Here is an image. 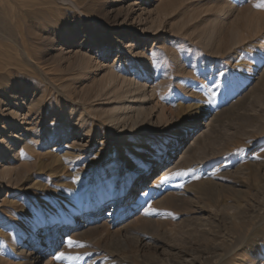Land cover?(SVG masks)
<instances>
[{"label": "rangeland", "instance_id": "obj_1", "mask_svg": "<svg viewBox=\"0 0 264 264\" xmlns=\"http://www.w3.org/2000/svg\"><path fill=\"white\" fill-rule=\"evenodd\" d=\"M259 3L2 0V35L10 41L0 39V150L13 135L22 141L13 162L21 179L1 186L0 264H149L154 258L161 264H264ZM138 55L160 65L144 117L155 124L134 132L128 123L108 132L102 123L107 100L90 96L107 72L127 77V63ZM160 108L167 125L156 121ZM202 110L210 127L188 131L187 120ZM13 115L17 125L10 123ZM82 117L88 122L78 129ZM65 128L67 137L54 141ZM175 132L187 133L184 143L196 135L199 141L187 158L179 157L180 143L171 152L173 169L151 184ZM142 142L146 150L138 149ZM139 170L149 171L145 193L138 191L146 185L138 187L114 209L124 175ZM193 188L204 193L201 200L194 201ZM91 197L100 211L83 218ZM149 205L154 211L146 215ZM108 211L113 216L106 219ZM239 212L243 225L255 215L254 227L241 249L224 256L219 242L231 237L228 217ZM132 215L149 221L147 229H123Z\"/></svg>", "mask_w": 264, "mask_h": 264}, {"label": "bare ground", "instance_id": "obj_2", "mask_svg": "<svg viewBox=\"0 0 264 264\" xmlns=\"http://www.w3.org/2000/svg\"><path fill=\"white\" fill-rule=\"evenodd\" d=\"M2 10H3L2 0H0V39L2 38V39H4L3 41H5V39H7V38H4V35H2V32H4V30H2V27H3L2 26L3 25ZM6 29H8V28H6ZM7 32H9V31H7ZM11 35H9V36H11ZM231 35H232L231 41L233 42V45H237L238 39H239L237 33L235 32V33H232ZM8 41H10V40H8ZM0 53H1V51H0ZM127 64H128L127 66H129V69L126 71L127 77L126 76L122 77L121 74H117V72H114L115 70L112 72H107L108 74H106L104 76V78L102 77L103 80H102V85L100 86V88H98V90H95L90 96L91 98H97L99 100H102V98H106L107 102H105V105L107 106V108L104 111V114H103L104 116L102 117V119H103L102 123L107 127L108 132L109 131L111 132L113 130H117L119 128H123L128 123L130 124L131 130L134 132H137L141 127H143V125L145 123L149 127L154 126V124H155V123L153 124L151 121H147V119H144V117H146L148 114V109L146 107V103L153 97V95L155 93V89L150 87V85L157 78V68L160 65L155 60H150L147 56H144V55L143 56L138 55V56L132 57V59L130 61H128ZM93 71H95V70H93ZM119 75H121V76H119ZM164 112L165 111L162 108H160L157 111V113L155 114V117H156L157 123L167 125L168 119H167V116ZM207 115H208V110H202V111L196 112L193 115H191V117L187 120V123H186V127H187L188 131L189 130L190 131L195 130V127H198V126L204 127V128L210 127V125L212 123V119H206ZM16 116L13 115L11 117L12 120L10 121V123L12 125L18 124L17 120H15ZM89 119H91V117ZM90 121H93V120L91 119ZM87 122H88V118L82 117L81 120H79V122H78L79 124H77L78 129H81V127L85 126ZM89 131H91V130H89ZM67 134H68V132L65 128V129H63L62 133L57 135V137L54 139V141L57 142L59 140H63L64 138L67 137ZM202 134H204V133H200V135H202ZM186 135H187L186 132H175L173 134V136H174L173 142L170 145L169 153L166 154L165 158L162 160V162L164 163L163 165H165V166L163 167V169L158 171V175L155 178L150 180L151 184L153 182H157L160 178L166 176L169 173V171L171 169H173V166H174L173 161H170L172 159L171 156L173 154L171 152H173L175 149H178L180 143H184V140H186V138H185ZM198 138L199 137L196 135V137L194 136V140L192 142L184 143V146L179 149L180 150V152H179L180 158H184L185 155L187 158V155H190L194 151L189 146L194 144V143H197L199 141ZM20 141H22L21 136L13 135L12 138H10L1 147V150H0V195L2 193V187L1 186L3 184H10L12 182H16V181L21 179L19 171H16L14 169V165H13V162L18 160L17 159L18 154L15 153V147H17L20 144ZM37 141H35V143H37ZM23 146H24V144L22 145V147ZM128 147H129V145H128ZM138 149L139 150H142V149L146 150L147 149L146 143L142 142ZM137 151L138 150H136V152ZM150 158H152V156ZM148 161L151 162L152 160H148ZM166 161H168V162L166 163ZM135 175H138V177L135 178ZM135 175L130 173L129 171H127V173L124 175V184H123L122 194L120 191H117V190L114 191V193H113L114 200H115L114 209L115 208L119 209L121 206H123L122 203L124 201H127L129 199V197H131V194L135 189H137L138 187L146 185L143 182L145 181L146 178H148L150 176L149 171H143V170H139ZM146 188H147V185L144 189L138 191L139 196H141L145 193ZM188 191L192 192L195 196H197L194 201H196L197 198H199L201 200L202 197H204V193L197 188L188 189ZM96 198H97V196H96ZM187 198L188 197H186V199ZM191 198H192V196H191ZM182 199L183 198H180V200H182ZM192 199H190V200H192ZM187 200H189V199H187ZM182 202H185V204L189 203L185 200ZM240 205L241 204H238L237 209H239L240 211H242V209L244 210V208ZM186 207L185 208L183 207V208L186 209ZM82 209L84 210L83 213H81L84 216L83 218H90L89 214H91V213L97 214L100 211V207H99L97 200L93 199L92 197L89 200L88 204L83 205ZM133 209H134V207L130 206V207L126 208V210H124V211H127V213H130ZM113 210H112V212H113ZM112 212L108 211V213H106L105 218L107 219V217H112L113 216ZM243 213L239 212L238 214L231 215L228 217L229 224H230V226H232V228H230L228 230L229 235L231 237H229V239L228 238L221 239V241L219 242V245H218L224 251L223 255H224V253L231 254L232 252L238 251L239 249H241L244 246V244L246 243L248 233H250L251 229L254 227V224L256 221V216L255 215L251 216L248 219V224L243 225V223H244L243 222L244 218L242 215ZM148 222L146 220L140 219L138 216L132 215L126 221V223H124V225H122V228L125 230L143 231V230L147 229ZM203 226H204V224H203ZM198 231H199V229H198ZM72 234H74V233H72ZM138 234H139V232H138ZM74 235H76V234H74ZM1 236H4V235H1ZM76 236H78V234ZM30 240L33 241L34 239L30 237ZM156 241H158V240H156ZM218 241H219V239H218ZM10 248L11 247H9V249ZM12 249H13V247H12ZM22 251L23 250H21V253H22ZM24 251H26V250H24ZM12 252H14V251L12 250ZM29 253L27 254V258H30L32 263L36 262L37 261L36 256L35 255L33 256L32 254L30 255ZM224 256L221 258V260L224 259ZM24 257H26V256L24 255ZM154 259L155 260H152V263H149V264H161V262L159 261L158 258H154ZM115 260H117V259H115ZM4 263H6V262H4Z\"/></svg>", "mask_w": 264, "mask_h": 264}, {"label": "snow or ice", "instance_id": "obj_3", "mask_svg": "<svg viewBox=\"0 0 264 264\" xmlns=\"http://www.w3.org/2000/svg\"><path fill=\"white\" fill-rule=\"evenodd\" d=\"M257 8H260V9H264V0H261V3L255 5ZM179 175H183V174H186V173H178ZM168 179V177H165V181ZM149 210L148 212H146L145 214L148 215V214H151L154 209L151 208V206L149 205L148 206ZM69 244H72V241H69ZM57 259H60V258H64L63 257V254L61 253V255L59 257H56ZM68 259H79V257H67Z\"/></svg>", "mask_w": 264, "mask_h": 264}]
</instances>
